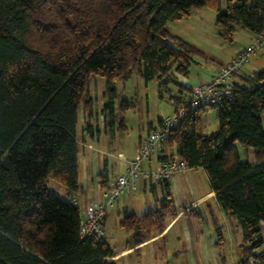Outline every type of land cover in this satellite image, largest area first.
<instances>
[{
    "label": "trees",
    "instance_id": "1",
    "mask_svg": "<svg viewBox=\"0 0 264 264\" xmlns=\"http://www.w3.org/2000/svg\"><path fill=\"white\" fill-rule=\"evenodd\" d=\"M195 8L217 13L219 34L233 40L238 26L264 33V0H0V264H118L106 239L82 237L77 126L89 107L91 78L105 80L103 114L116 120V84L138 74L191 91L173 71L187 74L207 54L169 32L167 24ZM123 108L130 105L125 101ZM170 130L169 143L189 168H203L224 212L244 233L243 258L264 259V70L242 77L231 98L193 108ZM217 108L218 130L205 134L202 113ZM161 121V120H160ZM159 121V122H160ZM88 132H96L87 124ZM252 149L255 163L241 157ZM60 184L68 199L48 187ZM168 188V184H166ZM170 191L155 212L130 227H160L174 215Z\"/></svg>",
    "mask_w": 264,
    "mask_h": 264
},
{
    "label": "crops",
    "instance_id": "2",
    "mask_svg": "<svg viewBox=\"0 0 264 264\" xmlns=\"http://www.w3.org/2000/svg\"><path fill=\"white\" fill-rule=\"evenodd\" d=\"M194 10H199V20L202 21L199 22L203 23L207 15L209 25L215 26L217 13H209L205 8L193 9L189 17L182 20H187L186 22L189 23ZM169 24L171 23L167 24L169 32L191 43L186 32L173 29ZM198 24L195 23L199 29L195 32L196 35L208 40L209 35L200 30ZM253 34L249 35V43L256 40L257 35ZM241 49L243 48H231L223 53L220 61L211 58L205 50L209 61L196 59L187 74L177 71H173V74L184 87L182 90L187 92V85H197L207 81L221 65L228 63ZM253 57L255 58L252 62L249 61L247 65L241 67L240 73L235 76V83H242L243 76L264 70V49ZM93 78L94 84L90 80L88 87L89 98L92 100V114L87 105L81 104L77 126L81 188L76 198L78 205L82 207V216L91 201L104 200L106 193L115 185L117 176L126 170L128 161L135 156L141 141L161 119L174 112L172 97L181 93L180 85L169 83L167 87L173 86L170 96L172 110L157 115L153 120L148 118L142 131L136 137L129 138L124 120L118 123L116 117V120L109 124L108 119L105 118L103 114L105 80L102 77ZM128 80L117 82V97L119 83ZM98 85L101 99L95 105L92 88ZM88 123L94 126L96 132L86 131L85 127ZM202 126L205 134H210V126L213 132L218 130L216 108H205L202 113ZM167 152L169 154L177 152V145L169 143ZM162 154V150H158L152 157V164L162 159ZM241 157L247 158L251 163L256 161L252 149L241 151ZM56 188L61 198L68 199L61 185ZM168 190L175 207L174 215L167 214L164 220L159 222L160 227L153 225L149 228L136 229L129 226L131 220L125 218L126 211H132L137 218L155 212ZM103 225L105 239L114 248L113 259L118 264H240L243 258L245 243L241 223L237 217L224 212L203 168L188 167L185 171H180L172 178L163 181L139 179L134 189L124 192L113 208L105 210ZM260 229L264 242V222L261 223ZM262 251L264 244L257 253Z\"/></svg>",
    "mask_w": 264,
    "mask_h": 264
},
{
    "label": "built area",
    "instance_id": "3",
    "mask_svg": "<svg viewBox=\"0 0 264 264\" xmlns=\"http://www.w3.org/2000/svg\"><path fill=\"white\" fill-rule=\"evenodd\" d=\"M262 49H264V33L257 35L253 43L237 51L236 55L228 63L221 65L210 79L197 85H187L191 96L185 103L176 105L174 112L161 119L141 141L135 156L128 161L126 170L117 176L115 185L106 193L104 200L91 201L88 204L80 221L82 237L105 239L103 225L105 210L113 208L124 192L134 189L139 179L168 180L176 173L188 169L186 162L177 152L172 154L167 152L170 130L184 115L185 105L193 108L217 106L222 100L231 98L235 89V76L240 73L244 63ZM172 102L174 103L173 100ZM158 150H162L163 158L152 164V157ZM73 201L77 202V198L74 197ZM248 264H264V259L251 258Z\"/></svg>",
    "mask_w": 264,
    "mask_h": 264
},
{
    "label": "rangeland",
    "instance_id": "4",
    "mask_svg": "<svg viewBox=\"0 0 264 264\" xmlns=\"http://www.w3.org/2000/svg\"><path fill=\"white\" fill-rule=\"evenodd\" d=\"M223 5L226 6V0H223ZM205 9L209 13L214 12L216 14V12L211 9ZM198 11L199 10L193 11V16L189 23L186 22L187 20H178L174 21V24L170 22L171 24H169V26L173 29L186 32L187 36L191 40V43L203 51L206 50L205 52H208L207 54L211 56V58L220 61L223 53L227 52L231 48H245L250 44L248 38L250 34H253V32L250 30L238 26L233 36V40H226L219 34L216 24L215 26L209 25V19L207 15H205V20L203 23H201L202 21L199 20L200 14ZM195 23L201 24H198V26L200 27V30H202L206 35H209L208 40L207 38L204 39L196 35L195 32L199 29ZM192 30L195 31L192 32ZM203 48H205V50ZM254 58L255 57L252 56L249 61L252 62ZM248 62L244 63V65H247ZM98 79H100V77H98ZM94 81V78H92V84H94ZM146 83H148V85H146ZM118 87L119 93L116 99L115 116L118 118V123L124 120L125 125H127L126 133L129 135V138L136 137L142 131L143 126L146 125L148 118L153 120L157 115L166 114V112L172 110L170 96L172 95L171 93L173 86H162L157 79L146 81L140 75H133V77L127 82H120ZM92 96L94 104L97 105L101 99L99 85L96 88H92ZM125 101L130 102V105L123 108V104L127 105ZM211 127L212 126H210L209 129L210 133L213 132ZM240 151L243 150L240 149ZM59 185L60 184L51 181L49 182L48 187L51 191L55 192L59 196L56 188L59 187ZM82 214L83 210L81 207V215Z\"/></svg>",
    "mask_w": 264,
    "mask_h": 264
}]
</instances>
